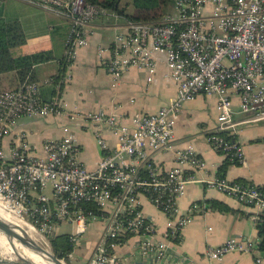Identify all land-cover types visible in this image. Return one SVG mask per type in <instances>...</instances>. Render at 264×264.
Returning a JSON list of instances; mask_svg holds the SVG:
<instances>
[{
    "label": "built area",
    "instance_id": "1",
    "mask_svg": "<svg viewBox=\"0 0 264 264\" xmlns=\"http://www.w3.org/2000/svg\"><path fill=\"white\" fill-rule=\"evenodd\" d=\"M21 1L70 21L64 52L68 75L44 83H53L56 90L70 80L78 50L88 45L92 35L90 24L99 17H116L85 0ZM96 54L113 87L131 68L145 71L151 82L157 66L154 55L163 56L175 94L154 113L128 116L101 110L82 115L66 112L58 97L43 101L38 84L28 78L17 90L0 93V211L43 238L57 234L60 225H71L74 230L68 239L74 248L93 222L101 223L104 230L88 264H122L115 251L133 237L137 254L165 264L182 230L202 212L197 203L187 211L177 204L192 183L254 209L256 227L260 213L264 214V187L219 174L199 177L205 163L191 147L174 148V127L184 103L198 95L213 96L217 115L207 141L226 159L244 162L237 138L241 127L264 120V0H173V12L160 23L127 22L125 31L115 35L109 47H98ZM48 116L67 122L61 124L59 138L42 142L43 156L32 153L20 132L5 151L4 138L20 118ZM78 122L89 123L101 150L92 170L78 159L80 144L71 129ZM105 131L114 134L112 145ZM164 151L174 154L168 169L155 158ZM142 199L164 215L163 230L144 215ZM258 242L232 237L205 254L212 261L232 252L248 254L260 264Z\"/></svg>",
    "mask_w": 264,
    "mask_h": 264
},
{
    "label": "crops",
    "instance_id": "2",
    "mask_svg": "<svg viewBox=\"0 0 264 264\" xmlns=\"http://www.w3.org/2000/svg\"><path fill=\"white\" fill-rule=\"evenodd\" d=\"M130 9L129 11H127ZM127 13H131L132 6ZM169 10H172V6ZM0 16L7 21L17 22L24 34L25 42L10 50L13 57L29 55L37 52H48L52 59L33 68V81L38 84L40 97L49 101L58 97L69 113L82 115L88 111H104L107 113H124L128 116L156 112L175 94V85L167 77V67L163 56L155 54L156 72L151 82H147V73L135 68L129 69L115 87L103 65L98 62L97 48L109 47L113 38L123 33L126 19L119 22L118 17H99L89 26L92 35L88 45L78 50L76 59L70 68V80L58 89L54 84H44L46 80L58 76V79L68 71L64 70V52L66 41L70 37V21L59 14L46 11L36 4L21 0H0ZM120 18V17H119ZM121 19V18H120ZM57 79V80H58ZM56 92V96H54ZM234 108L237 110L238 99L233 97ZM216 99L213 96L198 95L193 100L183 104L179 119L174 127V148H193L203 159L205 168L197 173L201 178H212L219 174L228 180L249 182L264 187V120L249 122L241 127L238 140L244 150V162L229 164L222 173L220 169L225 163V156L216 152L208 143L207 137L215 128ZM237 119L244 118L237 115ZM67 122L63 117L48 116L22 117L18 120L9 136L4 138L3 147L8 151L11 140L17 133L24 135L32 153L43 156L42 142L47 138H59L62 135L61 124ZM73 124V125H72ZM71 124V129L80 144L78 159L87 169H94L101 158V150L91 132L89 123ZM80 126V127H79ZM112 145L115 136L111 131L103 133ZM164 168H170L174 163L173 151H164L155 157ZM218 201L235 211L223 213L205 210V201ZM201 202L200 214L192 217L191 222L182 230L179 242L174 243L169 250V259L165 264H255L254 258L248 254L228 253L220 260L212 261L206 256L209 248L216 247L232 237H242L248 240L259 239L254 226V209L242 206L216 190L205 189L202 185L192 183L186 187L182 197L177 200L181 211H187L193 203ZM142 210L146 217L152 219L159 230H163L165 217L146 199H142ZM103 225L94 222L87 234L75 246V261L69 256L68 264H88L94 253V247L88 243V238L95 231V239L101 238ZM62 232L57 228V234H66L74 230L71 225H62ZM88 243L84 249L85 242ZM136 238L116 249V254L122 264H154L136 253ZM94 244V243H93ZM260 264H264L262 258Z\"/></svg>",
    "mask_w": 264,
    "mask_h": 264
},
{
    "label": "trees",
    "instance_id": "3",
    "mask_svg": "<svg viewBox=\"0 0 264 264\" xmlns=\"http://www.w3.org/2000/svg\"><path fill=\"white\" fill-rule=\"evenodd\" d=\"M87 3L103 8L115 15L122 17L127 22L133 23H160L165 15L173 12V0H131L133 8L131 13L126 12V4L123 0H85ZM172 6V10H169ZM126 22V23H127ZM25 37L20 25L17 22L5 20L0 16V93L5 91L17 90L26 81H33V68L50 61L51 54L48 52H37L29 55L13 57L10 50L16 46L24 44ZM65 71V64L63 63ZM56 82L58 76H55ZM60 91V90H59ZM57 91V92H59ZM56 96V92H54ZM41 98V97H40ZM50 101V100H49ZM229 164H237L236 161L225 159V163L220 171L223 173ZM197 204H202L197 202ZM206 208L204 211H218L223 213H235L234 210L226 205L210 200L205 201ZM95 209V208H94ZM259 242L257 248L259 256L264 258V214L260 213V220L255 224ZM126 238H130L126 236ZM52 253L58 258L65 261L73 253L74 247L66 234H50L46 238ZM120 241H125L121 238ZM118 242V241H116Z\"/></svg>",
    "mask_w": 264,
    "mask_h": 264
},
{
    "label": "water",
    "instance_id": "4",
    "mask_svg": "<svg viewBox=\"0 0 264 264\" xmlns=\"http://www.w3.org/2000/svg\"><path fill=\"white\" fill-rule=\"evenodd\" d=\"M0 234L14 238L17 241L23 243L30 251V253H32V255L36 258L35 260H39V262L43 264H66L62 259H58L51 251L47 250L45 247L40 245L36 240L31 238L27 233L17 230L16 228L12 227L10 224L5 222L1 218H0ZM0 264H21V263L17 261H13L11 258L0 257ZM27 264H40V263L33 262Z\"/></svg>",
    "mask_w": 264,
    "mask_h": 264
},
{
    "label": "bare ground",
    "instance_id": "5",
    "mask_svg": "<svg viewBox=\"0 0 264 264\" xmlns=\"http://www.w3.org/2000/svg\"><path fill=\"white\" fill-rule=\"evenodd\" d=\"M0 218L3 219L8 224H10L12 227L16 228L17 230L27 233L31 238H33V236L30 233L31 230L30 231L25 230L21 224L17 223L14 220H10L1 211H0ZM20 227H22L24 230ZM0 257H5V258L12 257L15 261L21 264H27V263H33V262L34 263L38 262L40 264H43L39 262V260H35L36 258L32 255V253H30V251L27 249V247L23 243L17 241L14 238L3 235V234H0Z\"/></svg>",
    "mask_w": 264,
    "mask_h": 264
},
{
    "label": "rangeland",
    "instance_id": "6",
    "mask_svg": "<svg viewBox=\"0 0 264 264\" xmlns=\"http://www.w3.org/2000/svg\"><path fill=\"white\" fill-rule=\"evenodd\" d=\"M130 2H131V0H123V3L124 4H126V10H127V8L128 7H130L131 6V4H130ZM130 9H128L127 11H129ZM121 18V19H120ZM118 17V19H116L117 21H119V22H122L123 21V19H122V17ZM4 215H6L5 213H3ZM7 216V215H6ZM8 217V216H7ZM9 218V217H8ZM10 220H14L13 218H9ZM14 221H16V220H14ZM17 222V221H16ZM17 223H19V222H17ZM94 223V222H93ZM19 224H21V223H19ZM23 227H24V229L25 230H29L30 231V229H28L24 224H21ZM65 225V224H64ZM61 227H62V225H60L59 226V232L61 231L62 232V229H61ZM103 230H104V228L102 227V230H101V233L103 232ZM30 233H31V235L33 236V238H34V240H36L40 245H42L43 247H45L47 250H49V251H51V249H50V246L48 245V243H47V241H46V239L45 238H43L41 235H39V234H37L36 232H31L30 231ZM101 235V234H100ZM81 239H83V237L81 238ZM80 239V240H81ZM99 239L100 238H98L97 240L95 239V231L94 230H92V232H91V234H90V236H89V238L87 239L88 240V243L92 246H95L96 244H97V242L99 241ZM85 242V241H84ZM88 243L87 242H85L83 245H81L80 246V248H82V246H83V248L84 249H87V247H88ZM94 243V244H93ZM52 252V251H51ZM13 261H15L12 257H10ZM71 260L72 261H75L76 259H77V255H76V253H72V255H71ZM63 260V259H62ZM66 264H68V262L67 261H65V260H63Z\"/></svg>",
    "mask_w": 264,
    "mask_h": 264
}]
</instances>
